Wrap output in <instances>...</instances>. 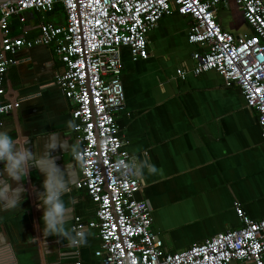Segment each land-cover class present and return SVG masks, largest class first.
I'll return each mask as SVG.
<instances>
[{"label": "crops", "instance_id": "crops-1", "mask_svg": "<svg viewBox=\"0 0 264 264\" xmlns=\"http://www.w3.org/2000/svg\"><path fill=\"white\" fill-rule=\"evenodd\" d=\"M27 16L34 37L39 15ZM216 20L234 36L251 33L233 0L217 8ZM45 21L62 22L48 15ZM190 24V18L177 13L161 19L147 34L146 59L132 61L128 49H121L125 102L115 120L131 158H148L157 168L153 175L145 170L137 198L146 201L152 230L169 252L240 228L235 201L249 218L264 217V138L255 112L245 106L239 89L226 86L214 71L189 74L185 80L178 76L193 68L192 53L200 49L187 41ZM17 61L8 69L4 90L5 99L18 101L19 108L3 117L0 131L31 150L35 159L44 154L50 133L66 140V147L76 144L77 134L68 125L75 124L74 105L54 82L62 68L54 47L23 49ZM51 154L62 170L75 166L62 197L72 209L66 228H73L75 217L95 221L96 206L75 187L80 173L71 152L58 148ZM29 165L23 181H9L13 188L23 186L20 206L0 208V264H102L94 255L100 244L97 229L85 227L86 246L43 235L39 205L45 176L34 161Z\"/></svg>", "mask_w": 264, "mask_h": 264}, {"label": "built area", "instance_id": "built-area-1", "mask_svg": "<svg viewBox=\"0 0 264 264\" xmlns=\"http://www.w3.org/2000/svg\"><path fill=\"white\" fill-rule=\"evenodd\" d=\"M228 1L18 0L0 7V128L3 117L19 108L18 101L5 99L4 90L18 53L53 46L62 65L54 82L74 105L73 131L86 160L78 165L75 187L96 206L95 221L75 217L73 228L97 229L100 244L94 255L102 264H264V217L249 218L237 201L233 209L240 228L169 252L152 230L146 201L137 198L140 179L123 178L114 168L117 161L131 158L115 120L125 102L121 49H128L132 61L146 59L147 34L173 13L190 18L187 41L200 48L192 53L193 68L178 72L180 80L216 72L226 86L239 89L264 138V0H233L251 29L240 36L223 30L216 20L217 8ZM57 4L64 20L46 22L45 15ZM29 12L39 15L34 37L26 26Z\"/></svg>", "mask_w": 264, "mask_h": 264}, {"label": "clouds", "instance_id": "clouds-1", "mask_svg": "<svg viewBox=\"0 0 264 264\" xmlns=\"http://www.w3.org/2000/svg\"><path fill=\"white\" fill-rule=\"evenodd\" d=\"M68 125L69 128L74 127L72 121H69ZM65 142L66 140H61L56 132L50 133L44 154L35 159L31 150L20 145L7 131H0V163L4 165V171L0 173V208L7 210L20 206L23 186L18 184L13 188L9 181H23L30 174L29 161H34L33 166L39 168L45 176L39 205L43 209V235L66 239L68 246H86L89 235L87 229L83 226L79 229H69L65 226L71 218L72 209L62 197L72 183L75 166L66 165V170H62L51 153L58 148L67 149L80 166L86 163L85 154L78 143L66 147ZM114 168L123 178L142 179L145 170L149 175L157 172L156 166L148 158L141 160L136 156L127 161H117ZM5 173L7 179L4 178Z\"/></svg>", "mask_w": 264, "mask_h": 264}, {"label": "trees", "instance_id": "trees-1", "mask_svg": "<svg viewBox=\"0 0 264 264\" xmlns=\"http://www.w3.org/2000/svg\"><path fill=\"white\" fill-rule=\"evenodd\" d=\"M38 15V14H37ZM49 17L55 19L56 21L61 19L62 21L64 20V11H63V8L61 5H56L55 8H54V12L50 13V14H47ZM48 18V17H47ZM17 28V25L16 23H14L12 25V29L13 30H16Z\"/></svg>", "mask_w": 264, "mask_h": 264}, {"label": "water", "instance_id": "water-1", "mask_svg": "<svg viewBox=\"0 0 264 264\" xmlns=\"http://www.w3.org/2000/svg\"><path fill=\"white\" fill-rule=\"evenodd\" d=\"M18 0H0V7L4 6L6 4H12L14 2H17Z\"/></svg>", "mask_w": 264, "mask_h": 264}]
</instances>
